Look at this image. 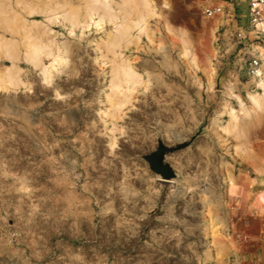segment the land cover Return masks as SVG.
<instances>
[{
  "label": "rangeland",
  "instance_id": "1",
  "mask_svg": "<svg viewBox=\"0 0 264 264\" xmlns=\"http://www.w3.org/2000/svg\"><path fill=\"white\" fill-rule=\"evenodd\" d=\"M6 1L21 33L0 28L19 51L0 91V264H264V119L223 93L249 107L231 38L246 0H221L215 30L204 0H150L147 31L115 49L123 0H106L101 22L100 0ZM181 42L196 73L177 61ZM119 60L134 84L116 83ZM11 64L0 53V74ZM160 150L173 183L150 165Z\"/></svg>",
  "mask_w": 264,
  "mask_h": 264
},
{
  "label": "bare ground",
  "instance_id": "2",
  "mask_svg": "<svg viewBox=\"0 0 264 264\" xmlns=\"http://www.w3.org/2000/svg\"><path fill=\"white\" fill-rule=\"evenodd\" d=\"M17 1L18 3L19 2L21 3V0H17ZM92 1L94 2L93 4L98 3L96 2V0H91V1L83 0L84 7H85L84 9H87V10L90 9V4ZM100 1L101 3L99 2L100 5H98V7L100 6L99 7L100 15H98V21L101 22L103 19H107L111 21L112 15L110 14V12H109L110 15L108 14L109 7H108L106 0H100ZM123 2L125 3L124 5L127 7V10H126L127 12L125 11L126 13L124 14L123 13L124 10L121 9L123 11L120 13V16L122 14L124 18H122L121 16L120 19H124V22H122L121 27L116 30V33L113 36V38L110 39V46L114 47V49L119 48L122 42L125 43V47L127 44L133 42V37H132L133 32H136V36H137L141 33H144V31H147L146 29H147L148 21L155 16V11H154V8L150 0H123ZM4 3H5L4 0H0V28L8 31L10 34H13V35L21 33V22L19 21L18 18L15 17L16 15H14V13L12 14V12L11 13L9 12V7L7 3L6 4ZM202 3H203L202 5L205 8H210V10L211 9L216 10L214 12L215 14L214 13L212 14L214 16H213V21L211 24L212 29L215 30L222 23V19H223L222 8L225 7V4L222 3L221 0H204ZM64 5H67V4H64ZM118 10H120V6L118 7ZM78 12H79V8L70 7L68 9V13H69L68 16L71 15L77 18L76 15L78 14ZM71 16H69L70 19H71ZM263 30H264V25H263ZM25 37L23 38V36H20L19 38L26 39ZM23 48H24L23 49L24 59H26V61H29L30 63L37 62V59L39 57V52H41L37 45V42H34V41L27 42V44H25ZM111 50L113 49H109V51ZM192 50L193 49H191L188 44H186L185 42L183 43L181 42V45L179 49L177 50L178 51L177 61L181 65H183V67L187 71L195 72V71H198L199 69V66H198L199 62H198L196 54ZM253 50L258 54L259 58L261 59L262 68L264 70V47L254 46ZM0 53L3 54L4 57L9 62H12V64L3 73L0 74V91L7 92L10 88L14 87L16 83L15 82L16 71L14 69L13 62L17 61L19 51L16 48L14 43H12L9 40L8 41L5 40V41H0ZM120 61L121 60H119L116 63V67L114 66L115 71L113 70L115 72L114 75H116L117 77L116 83H118V81L120 82L122 81L124 82V84L126 83L127 85V84H131L132 82H135L136 81L135 68H133L130 63H123ZM210 74L208 78L206 76V78L208 79L207 84H206L207 90H211L213 86L212 77H211L212 74L211 75ZM251 81L253 82L254 89L252 91H248L245 94V99L247 100L249 104L248 108H243L240 105L241 103L240 99L237 95L234 94V90H233L234 87L231 84H228L225 87L223 93L227 98H234L237 100L239 107H240L239 112L242 113L244 117L248 119L250 118H263L264 119V73L263 74L258 73L256 77L252 78ZM228 114H229L230 129H231V132H234L236 129L238 115H235L232 111H229ZM159 181H162V180H159ZM162 182L173 183V181H169V180L162 181ZM227 183L229 187L232 186L231 179H229ZM213 225L214 224L212 220H209L208 227L211 230L210 237L212 238V240H214L213 238L215 237V232L217 231L216 229L213 228Z\"/></svg>",
  "mask_w": 264,
  "mask_h": 264
},
{
  "label": "built area",
  "instance_id": "3",
  "mask_svg": "<svg viewBox=\"0 0 264 264\" xmlns=\"http://www.w3.org/2000/svg\"><path fill=\"white\" fill-rule=\"evenodd\" d=\"M215 9H206L204 15L211 17ZM264 0H246L245 13L242 19L233 20L232 43L238 49V60L235 70L244 71L248 79L263 74L262 61L253 50L254 46H264Z\"/></svg>",
  "mask_w": 264,
  "mask_h": 264
},
{
  "label": "water",
  "instance_id": "4",
  "mask_svg": "<svg viewBox=\"0 0 264 264\" xmlns=\"http://www.w3.org/2000/svg\"><path fill=\"white\" fill-rule=\"evenodd\" d=\"M163 151L160 150L156 155H153L150 159V165L152 169L161 176V179L164 181L169 180L173 175L172 173L162 165L161 163V157H162Z\"/></svg>",
  "mask_w": 264,
  "mask_h": 264
}]
</instances>
